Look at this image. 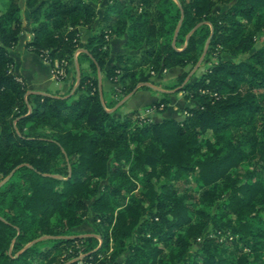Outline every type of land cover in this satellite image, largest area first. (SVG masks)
<instances>
[{"label":"trees","instance_id":"obj_1","mask_svg":"<svg viewBox=\"0 0 264 264\" xmlns=\"http://www.w3.org/2000/svg\"><path fill=\"white\" fill-rule=\"evenodd\" d=\"M94 1L26 0L31 51L53 67L78 48L80 64L89 60L65 97L31 93L14 73L20 0L0 13V180L15 171L0 186V264H75L81 249L94 260L103 252L97 264H264V47L253 51L264 0H113L82 43ZM125 33L140 54L118 55L108 72L125 96L148 87L152 70L196 64L206 46L204 61L228 57L181 87L199 104L186 116L116 118L97 73L110 59L106 35ZM169 102L156 104L165 112ZM91 198L104 229L98 248L94 235L70 237Z\"/></svg>","mask_w":264,"mask_h":264},{"label":"crops","instance_id":"obj_2","mask_svg":"<svg viewBox=\"0 0 264 264\" xmlns=\"http://www.w3.org/2000/svg\"><path fill=\"white\" fill-rule=\"evenodd\" d=\"M108 1V0H107ZM103 15V14H102ZM102 15L99 13V20L91 26H80V41L86 43L90 37H92L99 30L98 24L102 19ZM30 25V23H29ZM31 27V26H30ZM33 37L30 32L29 37L24 42L21 38L12 54L15 58L14 73L21 76L27 83L29 92L42 93L54 97H65L73 94L77 91L80 82L81 68L88 72L90 71L89 60L82 58V65L79 62L78 56L68 61L66 75L63 78H57L53 73V66L50 62L44 60L40 55L31 51L27 47L26 40L29 41ZM127 34L113 35L109 43L110 59L106 64L104 70H98L97 79L99 89L101 92V98L103 102L108 101L111 107L107 108L113 113V116L123 117L125 114L138 110L140 113L150 117L153 120H161L165 117V114L174 108L187 106L188 103L195 102L186 98H179L177 95H183L184 91L175 93V90L167 89L165 85L160 83H169L174 81L184 71L186 67H173L169 69L167 74H159L153 78V83H148L146 88L138 87L129 95H123V93L117 91L118 84L109 77L108 72L111 68L118 64L117 57L123 53H135L126 45ZM84 50V49H83ZM45 71V72H44ZM34 77H39V81H34ZM48 77V78H46ZM54 81H61L59 87L53 86ZM165 94L169 97L168 109L165 112H150L146 113L148 107L152 104L158 103L162 100ZM185 95V94H184ZM177 97V98H175ZM181 99V100H180ZM178 100V101H177ZM175 110V109H174ZM173 110V111H174ZM176 111V110H175ZM86 234V233H84ZM82 233V236H86Z\"/></svg>","mask_w":264,"mask_h":264},{"label":"rangeland","instance_id":"obj_3","mask_svg":"<svg viewBox=\"0 0 264 264\" xmlns=\"http://www.w3.org/2000/svg\"><path fill=\"white\" fill-rule=\"evenodd\" d=\"M113 0H96L94 1L95 5H96V8H97V12H98V17L97 19L99 18V13L102 15L104 14V11L106 10V7H107V3L108 2H112ZM233 3L230 2L229 4H223V3H220L216 6V10L220 11V12H224V11H227L228 8L231 6V4ZM8 4V0H0V13H2L5 9H6V6ZM20 4H21V8H22V18H23V22H24V31L22 33V39L21 41L24 42L25 39L27 37H29L30 35V32L31 31V27L29 25V9L27 8L26 6V0H20ZM139 12H141V8L139 7L138 8ZM103 16V15H102ZM96 19V21H97ZM99 20V19H98ZM127 34V33H126ZM128 37V35H127ZM21 38V37H20ZM28 39V38H27ZM110 40H111V36H110ZM30 41V40H29ZM29 41L26 40V43H28ZM110 43V41H109ZM260 47H264V32L263 33H259L258 36H257V39H256V44L254 46V49L253 51L257 50L258 48ZM206 50H207V46L205 47V50H204V53L202 55V57L200 58V60L196 63V64H189L186 66V68L184 69V71L177 77V79H175L174 81H170L169 83H165V82H162L160 84L162 85H165L167 87V89H171V90H175V93L177 92H181L179 91L181 89V87H183L185 84L187 83H193L195 81H197L198 79L201 78V76L206 72V70L214 63H218L220 62L221 60H223L225 57H228V55H224V56H220V57H217V56H212L210 61H204V58L206 56ZM135 53H129V54H140V51H133ZM140 56V55H139ZM249 54H244V55H240V56H231L230 58L231 59H235V60H239V59H246L248 58ZM57 63L56 64H59L58 61H56ZM147 68V66H146ZM171 69V68H170ZM67 71V70H66ZM149 71V70H148ZM169 71V69H163L162 71H151V77H150V81L148 83H151L153 81V78H155L157 75L159 74H167ZM45 72V71H44ZM185 72H187L185 78L183 79V81H180L179 77L184 74ZM17 75V74H16ZM34 81H39V77H34ZM48 78V77H46ZM58 78V77H57ZM63 78V77H62ZM61 79V78H60ZM55 83H52L53 86L55 87H59L61 86V84H64L62 83L61 81H54ZM114 82H117L118 84V87H117V90L119 91L120 90V87H121V83H120V80H119V76L114 80ZM153 83V82H152ZM77 91L75 90L74 93H76ZM73 93V94H74ZM185 93H183V95H177L179 98L181 97L182 99L183 98H186V95H184ZM177 98V97H175ZM181 100V99H180ZM188 100V99H187ZM190 100H193V99H190ZM178 101V100H177ZM195 101V100H193ZM104 104L106 105V108H109L111 107L110 104L108 101L105 100ZM198 103L195 101L194 103L191 102V103H188L187 106H184V107H178V108H174V109H171L169 110L166 114H165V117H175V116H186V110L185 108L186 107H198ZM149 108V107H148ZM174 110V111H173ZM147 111V110H146ZM157 112H162V111H157ZM147 113V112H146ZM142 113H140L141 115ZM148 114L144 115L142 114V116H147ZM153 120V119H152ZM139 122V121H138ZM41 133L43 134H49L50 131L48 129H45L43 131H41ZM133 146V145H132ZM244 167L247 168V164H244ZM15 171L11 172L9 175H7L5 178H3L2 180H0V185H3L5 184L6 182H8L11 178H14L15 177ZM93 198H91L89 200V204H90V211H89V214L87 216V218L85 219V221L80 224V225H77L75 227H73L71 229V235L70 237H80L82 236V233H86L84 235L86 236H89V235H94L97 239H98V247L101 246L103 240H102V232H103V226L101 225V223L99 222L100 220H98L96 218V210L95 208L93 207ZM111 231V230H110ZM213 235V234H211ZM228 235H230L228 233ZM228 235H224L222 237H220V240H225V238L228 236ZM232 236V235H230ZM45 238V237H43ZM231 238V237H230ZM233 238V237H232ZM137 237L135 236L134 240H136ZM113 239H111V242H110V248L108 250H105L107 251L108 254H111L112 251H113V242H112ZM199 243H197L194 247L195 248H198L200 247V240H198ZM96 248V249H97ZM95 249V250H96ZM12 250V248H11ZM104 251V252H105ZM69 252H72V248L69 249ZM87 254V253H86ZM129 254V252H126L124 254L121 255V257L119 258L120 260H124L125 257ZM79 255V254H78ZM65 255H63L62 257L64 258V260L67 259V257H65ZM104 253H99L98 254V258L95 260L97 261L98 259H102L104 258ZM78 256L77 257H73V258H70L69 261L71 262H75V264H85V262H82V263H77L76 260H77Z\"/></svg>","mask_w":264,"mask_h":264},{"label":"built area","instance_id":"obj_4","mask_svg":"<svg viewBox=\"0 0 264 264\" xmlns=\"http://www.w3.org/2000/svg\"><path fill=\"white\" fill-rule=\"evenodd\" d=\"M106 40L109 43L110 36L108 34L106 35ZM106 46H107V44L105 45V48H106ZM82 51H83L82 48H78L77 51L75 52V57L77 58L78 54L81 53ZM65 66H68V61L61 62V64L60 63L55 64V67H53L54 75H56V77H58V78L64 77L66 75V70H67V69H65ZM163 109H164V104L158 105L155 103V104H152L149 106V108L147 109V113L157 112V111H161ZM141 117L143 118L145 116H142V114H141ZM230 237L232 238L233 236H230ZM198 240H201V238H199ZM87 254H86V252L83 251V249H81L76 262L77 263L85 262V264H97V263H99L100 260H98V262H97L93 259L92 256L87 257L88 256Z\"/></svg>","mask_w":264,"mask_h":264},{"label":"water","instance_id":"obj_5","mask_svg":"<svg viewBox=\"0 0 264 264\" xmlns=\"http://www.w3.org/2000/svg\"><path fill=\"white\" fill-rule=\"evenodd\" d=\"M208 43H209V41L207 42V44H208ZM204 54H205V53H204ZM13 172H14V171H13ZM0 186H1V185H0ZM43 237L48 238V236H43ZM43 237H42V238H43ZM80 237H81V236H80Z\"/></svg>","mask_w":264,"mask_h":264}]
</instances>
